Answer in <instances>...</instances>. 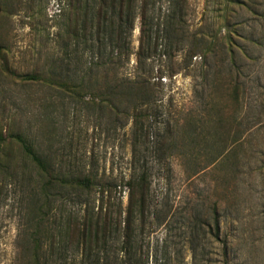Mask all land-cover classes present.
Returning a JSON list of instances; mask_svg holds the SVG:
<instances>
[{"label": "rangeland", "instance_id": "rangeland-1", "mask_svg": "<svg viewBox=\"0 0 264 264\" xmlns=\"http://www.w3.org/2000/svg\"><path fill=\"white\" fill-rule=\"evenodd\" d=\"M64 1L0 0V134L7 140L0 148V264H27L33 235L48 243L65 218L83 214L86 202L102 205L112 221L120 220V202L124 208L127 203L120 179L128 177L132 165L150 181L147 208L136 221V259L264 264V0H187L182 12L178 8L175 35L169 34L168 44L148 61L157 93L149 102L135 103L143 113L137 137L131 120L120 116L119 94L110 99L115 111L94 96L107 85L103 71L97 80L83 76L89 34L66 47ZM161 6L163 11L164 0L151 20L154 33L162 29ZM227 30L238 33L234 68L222 45ZM139 36L136 22L133 51ZM158 36V44L167 38ZM202 38L216 42L207 58L200 57ZM134 66L132 55L123 71L132 73ZM159 67L165 71L160 82ZM228 79L241 86L234 116L222 86ZM61 81L81 82V94L73 97L50 86ZM211 119L222 124L215 127ZM14 136L23 137L54 174L89 175L109 183L110 193L60 196L55 189L44 190V179ZM232 138L241 145L238 159L216 165L213 158L222 147L235 148ZM215 205L219 240L202 229L204 223L212 226ZM119 242L114 228L111 260Z\"/></svg>", "mask_w": 264, "mask_h": 264}, {"label": "trees", "instance_id": "trees-1", "mask_svg": "<svg viewBox=\"0 0 264 264\" xmlns=\"http://www.w3.org/2000/svg\"><path fill=\"white\" fill-rule=\"evenodd\" d=\"M162 0H65L60 8L62 18V34H64L66 47L68 48L73 41L86 38L89 34L90 59L84 71L88 81L97 80L101 70L107 85L103 93H95L94 96H101L99 103L105 104L110 111L116 108L111 102V97L115 94L120 95V116L131 120V131L134 137L138 136L143 130L140 122L143 113L139 111L135 103H145L153 99L157 93L156 84L151 80L153 68L148 61L157 53L159 47L163 48L167 42L168 35L174 34L171 31L172 24H176L178 8H185L187 0H164V9L159 8L160 18L162 17V29L153 31L151 20L154 18L156 5ZM236 1V0H235ZM241 3L240 1H236ZM242 4V3H241ZM136 22L139 23V44L138 49H132V33ZM171 31V32H170ZM162 37L167 36L161 44H158V33ZM164 34V36H163ZM238 33L227 30L222 45L228 55V64L234 68L236 64L237 52L235 51ZM200 57L207 58L213 54L216 42L213 39H201ZM113 43L109 53H106L107 46ZM134 56V67L132 73H126L123 68L130 63L131 56ZM195 56L190 53L189 59ZM118 62V63H117ZM120 66V76L117 73ZM149 67L148 70H145ZM158 72V82L165 75L164 69ZM119 79V80H118ZM30 80H38L30 78ZM117 81V84L115 82ZM224 85L229 103L235 107L232 116L237 114L239 95L241 86L238 82L228 79L222 83ZM57 90L78 97L81 94L83 84H69L61 81L50 85ZM97 94V95H96ZM95 97L92 102H95ZM129 103L123 108L122 103ZM132 107H129V106ZM236 117V116H235ZM235 118H232L234 122ZM215 127L222 124L220 119L210 120ZM190 127H195L191 120L187 123ZM236 126H239L235 123ZM237 128V127H236ZM231 131L228 132L230 135ZM229 137V136H228ZM234 141V149L221 148L213 158L216 165L229 166L228 164L238 159L239 141ZM6 138L0 134V148L5 144ZM21 148L23 155L29 159L37 168L39 174L44 179L43 189H55L60 196L74 193L84 197L98 194L101 197L109 194L111 185L100 182L89 175L67 176L56 175L50 169L44 159L38 156L33 147L20 136L12 137ZM135 151V147L133 152ZM120 188L126 191L127 203L125 208L120 202V220L112 221L109 213L104 210L102 205L95 207L86 202V207L82 215L68 216L57 227L53 233V238L48 243L42 242L33 235L29 242V259L27 264H144L135 257L136 242V221L138 216H143L147 208L150 192V181L144 171L132 165L130 174L125 179H120ZM213 224H203V230L209 236L219 240L220 221L217 217V207H213ZM120 231V242L115 260H111L108 255L109 238L113 229ZM74 251L73 256L69 255ZM102 254V255H101ZM225 255V254H224Z\"/></svg>", "mask_w": 264, "mask_h": 264}]
</instances>
